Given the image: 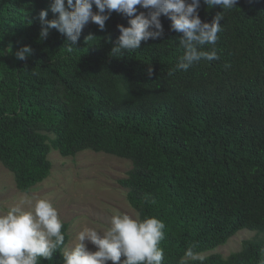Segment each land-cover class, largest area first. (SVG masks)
<instances>
[{"label": "trees", "instance_id": "1", "mask_svg": "<svg viewBox=\"0 0 264 264\" xmlns=\"http://www.w3.org/2000/svg\"><path fill=\"white\" fill-rule=\"evenodd\" d=\"M50 4L0 0V163L17 189L29 192L49 176L52 148L125 158L132 168L118 182L129 205L165 224L163 264H264V0H238L224 12L219 59L172 75L184 49L168 16L161 37L116 57L117 25L128 17L113 11L103 30L90 21L72 44L54 28L40 36V11L58 17ZM197 11L210 23L224 10L201 0ZM24 45L32 53L20 60ZM68 225L64 245L40 264H63ZM243 228L262 236L226 257L186 255Z\"/></svg>", "mask_w": 264, "mask_h": 264}, {"label": "clouds", "instance_id": "2", "mask_svg": "<svg viewBox=\"0 0 264 264\" xmlns=\"http://www.w3.org/2000/svg\"><path fill=\"white\" fill-rule=\"evenodd\" d=\"M238 0H203L212 8L221 7L212 21L202 22L198 15L201 0H51L50 8L58 13L55 19L47 20V11L41 10L39 18L44 25L40 36L47 37L50 28L64 34L75 44L82 30L90 21L105 28V22L113 11L128 17V26L118 24L119 36L110 55L119 57L124 50L134 51L140 48L142 41L157 39L163 35L161 15L171 20V28L182 33L179 44L184 53L175 69L169 71H187L201 60H217L215 48L222 29L221 19L224 12L237 6ZM93 5L97 11H93ZM137 6L148 12H138ZM92 35L86 37L90 39ZM211 45L210 50H204ZM68 50L72 46L68 45ZM32 53L24 45L15 53L25 60ZM151 67L148 69L151 75ZM64 221L57 208L46 198H22L0 214V264H40L43 260H52L53 254L64 245ZM165 224L155 216L141 217L140 213L129 215L117 212L110 224L104 228L88 227L78 233L77 243L61 252L63 264H163L164 250L160 246L165 238ZM85 240L96 246L89 250ZM188 257L203 262L206 258L194 254L191 249ZM125 259L121 260V257Z\"/></svg>", "mask_w": 264, "mask_h": 264}, {"label": "rangeland", "instance_id": "3", "mask_svg": "<svg viewBox=\"0 0 264 264\" xmlns=\"http://www.w3.org/2000/svg\"><path fill=\"white\" fill-rule=\"evenodd\" d=\"M48 159L51 161L49 176L26 193L17 189L12 173L0 163V214L22 198L50 200L60 218L69 224V240L63 250L75 246L78 233L84 228L107 227L117 212L136 214L127 201V189L118 182L132 168L130 160L90 149L74 156H62L53 148ZM258 236L262 235L256 230L243 228L226 243L198 255L219 253L226 257L238 251L244 240ZM85 244L89 250H96L90 241L85 240Z\"/></svg>", "mask_w": 264, "mask_h": 264}]
</instances>
